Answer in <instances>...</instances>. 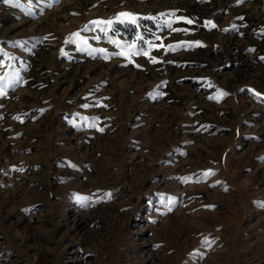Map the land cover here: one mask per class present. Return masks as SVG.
<instances>
[{
    "label": "rangeland",
    "instance_id": "rangeland-1",
    "mask_svg": "<svg viewBox=\"0 0 264 264\" xmlns=\"http://www.w3.org/2000/svg\"><path fill=\"white\" fill-rule=\"evenodd\" d=\"M0 264H264V0H0Z\"/></svg>",
    "mask_w": 264,
    "mask_h": 264
},
{
    "label": "snow or ice",
    "instance_id": "snow-or-ice-1",
    "mask_svg": "<svg viewBox=\"0 0 264 264\" xmlns=\"http://www.w3.org/2000/svg\"><path fill=\"white\" fill-rule=\"evenodd\" d=\"M3 3H5V4H11V3H13V0H3ZM119 15H120V17H125V18L130 19L133 24H135L137 22V18L133 14H131V13H120ZM93 23L94 24H101V23L111 24L112 22L111 21H107V22L94 21ZM188 23H191V21H188ZM208 23L211 24V21H209ZM212 26L215 27L214 24ZM74 35H77L78 36L79 34H74ZM138 39H139V37H138ZM169 47L171 48V46H169ZM120 54L123 55V53H120ZM144 54L147 55L146 52ZM152 62L153 63L156 62L155 61V58H152ZM100 131H103V129H100ZM208 175H214V173H212L211 170H209L208 172L204 173V176H208ZM108 195H110V194H108Z\"/></svg>",
    "mask_w": 264,
    "mask_h": 264
}]
</instances>
